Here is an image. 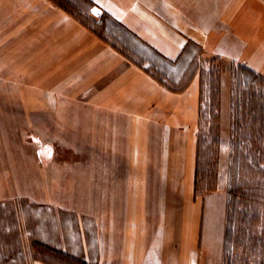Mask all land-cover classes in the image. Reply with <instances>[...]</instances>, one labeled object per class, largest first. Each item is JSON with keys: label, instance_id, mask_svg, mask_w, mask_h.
I'll list each match as a JSON object with an SVG mask.
<instances>
[{"label": "crops", "instance_id": "1", "mask_svg": "<svg viewBox=\"0 0 264 264\" xmlns=\"http://www.w3.org/2000/svg\"><path fill=\"white\" fill-rule=\"evenodd\" d=\"M91 1L96 24L90 25L54 0H0V81L18 89L29 121H40L53 110L62 115L64 106L85 105L89 120L97 126L101 121L102 135H109L113 121V130L125 138L124 208L112 210L113 221L103 228L110 236L87 259L97 264H224L229 79L238 63L264 76V0H232L222 23L213 27L174 0ZM104 14L134 33L148 56L158 52L178 62L193 41L203 49L200 61L219 59L221 142L214 189L196 190L200 72L180 90L166 86L112 43ZM7 198L1 195L0 203ZM114 214L120 215L119 226ZM30 264L54 263L35 258Z\"/></svg>", "mask_w": 264, "mask_h": 264}, {"label": "rangeland", "instance_id": "2", "mask_svg": "<svg viewBox=\"0 0 264 264\" xmlns=\"http://www.w3.org/2000/svg\"><path fill=\"white\" fill-rule=\"evenodd\" d=\"M174 1L204 26L213 27L222 23L224 8L232 0ZM73 2L76 5V0ZM86 8L85 4L82 11H75L86 16ZM111 30L112 33L121 32L115 24ZM110 38L115 41L112 36ZM140 48L141 56H154H148V52L151 53L146 47ZM137 60L142 62L140 58ZM207 60L209 58H202L200 65L208 67ZM184 67L183 79L177 82L179 86L192 77L193 66ZM220 77L222 82L221 73ZM1 82L0 196L8 198L5 204L0 203V264H30L35 258L68 264L61 251L80 261L97 264L89 261L88 255H95L96 247L101 246L106 235L110 236V233L103 232V228L113 221L112 210L124 208L126 186L123 180L128 175L123 150L125 138L113 130V121L109 135H102L101 121L97 126L96 121L89 120L92 114L85 105L64 106L62 115L53 110L40 121H29L18 89ZM231 83L232 99L234 78L229 79ZM209 126L210 122L203 126L206 137L209 136ZM233 144L231 136L228 212L231 209V215H236L235 199L238 195L245 198L251 194L257 204L264 205V174L244 151L233 155ZM250 146L264 148V140H255ZM205 149L208 152L207 145ZM104 178L112 181L109 184ZM214 181L210 174L201 183L200 193H204ZM114 216L115 225L119 226L120 215ZM234 254V245L230 244L224 253V264H264V251L255 245L252 258L247 262L233 260ZM74 263L70 261L69 264Z\"/></svg>", "mask_w": 264, "mask_h": 264}, {"label": "trees", "instance_id": "3", "mask_svg": "<svg viewBox=\"0 0 264 264\" xmlns=\"http://www.w3.org/2000/svg\"><path fill=\"white\" fill-rule=\"evenodd\" d=\"M62 7L76 14L87 24L95 23L90 17V10L93 5L91 0H54ZM82 3L83 5H80ZM86 4V16L79 15L76 11H82ZM73 6V7H70ZM76 8V9H75ZM76 10V11H75ZM104 20L108 25L115 24L121 30L119 34L110 35L115 38L116 46H120L122 51L136 57V61L152 73L156 78L162 81L166 86L174 90H180L184 87L177 84L182 80L185 67H192V75L198 71L201 75V115H200V141H199V160L196 173V190L200 192L201 183L211 174L215 181L205 189H214L217 185V172L219 164V152L221 142V77L220 64L218 58H210L206 65H200V54L203 49L193 41H189L186 47V53L178 62L172 63L160 53L155 52L152 58L141 56L138 50L136 38L130 30L125 28L118 21L114 20L108 14H104ZM100 24V23H99ZM109 27V26H108ZM135 38V39H134ZM140 40V39H138ZM139 53V54H138ZM188 56V57H187ZM133 58V57H132ZM140 58L142 62L138 61ZM148 63L149 66L143 64ZM234 94L232 98V153H241L244 151L254 166L264 174V148H252L250 145L257 140H264V76L257 73L246 64L238 63L233 67ZM243 96L240 97V93ZM240 92V93H239ZM210 122L209 136L204 135V125ZM208 146V152L205 146ZM207 155L209 159H207ZM232 155V157H233ZM202 192V191H201ZM251 194L244 196L238 195L235 199V213L231 215V209L228 212L225 251L227 252L230 244L234 245L233 260H251L254 245L264 251V205H259ZM263 214V215H262ZM259 230V232H258ZM69 264L70 261L76 264H89L86 261H80L65 252H60ZM261 256V254H260ZM263 257V254H262ZM47 261V260H46ZM51 262V261H49ZM53 263V262H52ZM56 264V263H54ZM75 264V263H74Z\"/></svg>", "mask_w": 264, "mask_h": 264}, {"label": "snow or ice", "instance_id": "4", "mask_svg": "<svg viewBox=\"0 0 264 264\" xmlns=\"http://www.w3.org/2000/svg\"><path fill=\"white\" fill-rule=\"evenodd\" d=\"M93 11L95 12L96 10H95V9H93Z\"/></svg>", "mask_w": 264, "mask_h": 264}, {"label": "bare ground", "instance_id": "5", "mask_svg": "<svg viewBox=\"0 0 264 264\" xmlns=\"http://www.w3.org/2000/svg\"><path fill=\"white\" fill-rule=\"evenodd\" d=\"M250 15H251V14H250ZM250 15H249V16H250Z\"/></svg>", "mask_w": 264, "mask_h": 264}]
</instances>
